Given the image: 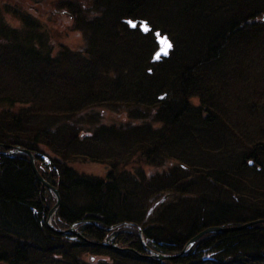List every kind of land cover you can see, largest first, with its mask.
<instances>
[{"label": "trees", "instance_id": "obj_1", "mask_svg": "<svg viewBox=\"0 0 264 264\" xmlns=\"http://www.w3.org/2000/svg\"><path fill=\"white\" fill-rule=\"evenodd\" d=\"M48 4L66 31L0 7V150L34 154L54 226L80 236L47 227L28 155L0 154V264H264V0ZM154 31L172 44L158 61ZM213 226L238 229L151 256Z\"/></svg>", "mask_w": 264, "mask_h": 264}, {"label": "rangeland", "instance_id": "obj_2", "mask_svg": "<svg viewBox=\"0 0 264 264\" xmlns=\"http://www.w3.org/2000/svg\"><path fill=\"white\" fill-rule=\"evenodd\" d=\"M9 1V0H0V7H3V2ZM21 2L24 6H26L31 12L39 14L43 23L49 24L58 30H62L63 32L66 31L67 25L69 23V20L65 14H63L60 10H53L49 4L48 1H55V0H15ZM6 18L12 21L13 23H17L16 20L13 18H10L8 15H6ZM62 32L61 41H63L65 44H78L81 42V36L77 32L69 33L67 36L66 41L65 35ZM101 110V109H100ZM122 117H124L123 113H116L112 111H104L103 112V120L105 122H117L120 123L122 121ZM37 165V163L35 162ZM41 167V166H40ZM79 170L83 171H98L100 169V166H91L87 168V164L85 163H78L76 166ZM39 168V167H38ZM42 172V169L40 170Z\"/></svg>", "mask_w": 264, "mask_h": 264}, {"label": "water", "instance_id": "obj_3", "mask_svg": "<svg viewBox=\"0 0 264 264\" xmlns=\"http://www.w3.org/2000/svg\"><path fill=\"white\" fill-rule=\"evenodd\" d=\"M128 23L131 25V26H134L135 25V22L133 21H128ZM158 44H159V49L157 50V52L155 53V57H157V54L159 53L160 55L162 56H165L163 54V52L161 51L162 49V44H161V41L163 40L162 37H159L158 39ZM22 149L17 147V146H13V147H10L8 150L6 151H1L0 150V154H13V153H17V152H21ZM29 156V162H30V165L32 167V170L36 176V178L39 180V181H43V177L40 175V173L38 172L36 166H35V161H36V158L35 156L32 154V153H29L28 154ZM41 157L44 159V162L45 163H49V159L47 156H45L44 154L41 155ZM51 191L55 193L56 195V198H57V201H58V191L55 187H51ZM57 206H58V202H57ZM54 213V210H51L50 211V215ZM52 231H54L55 233H58V234H75V235H79L80 236V233L77 232L73 226H71L69 229H66V230H62V229H51ZM224 229L221 228L220 226L217 227V226H213V227H209L208 229H206L205 231H223ZM141 232V230H139ZM205 231H202V232H199L192 240H190V242H193L196 238L200 237L202 234L205 233ZM101 244H104L106 246H109L111 248H118L115 244H111V243H106V242H102ZM184 251H182L180 254H182ZM178 254V255H180ZM151 256L153 257H156L158 260H161V259H164V258H171L172 255H169V254H166V255H162V254H155V253H151Z\"/></svg>", "mask_w": 264, "mask_h": 264}, {"label": "bare ground", "instance_id": "obj_4", "mask_svg": "<svg viewBox=\"0 0 264 264\" xmlns=\"http://www.w3.org/2000/svg\"><path fill=\"white\" fill-rule=\"evenodd\" d=\"M161 96H163V95H161ZM20 148V147H19ZM22 149V148H21ZM17 153H19V154H25V155H28L29 153H31L30 151H28V150H26V149H22V151L21 152H17ZM3 155H7V154H3ZM34 155V154H33ZM29 157V156H28ZM35 166H36V164H35ZM41 184H43V186H44V188H45V190H48V191H50V192H52L51 190V187H53V186H51L47 181H45V179L43 178V181H39ZM53 193V195H54V197H55V199H56V203L54 204V206L52 207V209L51 210H54V213L53 214H51L50 215V212H49V214H48V218H47V227L49 228V229H57L55 226H54V224H53V217H54V215H55V213H56V211H57V209H58V207H59V195H58V201H57V198H56V195H55V193L54 192H52ZM58 193V192H57ZM57 202H58V206H57ZM50 210V211H51ZM262 222V221H264V219H260V220H256V221H252V223H254V222ZM250 224V223H249ZM248 223L247 224H243L242 225V227H245V226H247V225H249ZM73 227H75V224L73 225ZM219 227V226H218ZM221 228H223L224 230L223 231H205V230H203V231H205V233H208V232H224V231H228V230H231V229H234V228H236V227H234V226H230V227H223V226H220ZM69 229V228H68ZM75 229V228H74ZM208 229V228H207ZM236 229H238V228H236ZM139 230H141V232L139 231ZM138 232H139V234H140V236H141V239L143 240V238H142V229L141 228H138ZM204 233V234H205ZM194 238V237H193ZM192 238V239H193ZM199 238V237H198ZM198 238H196L193 242H190V240H189V242L186 244V246H185V248L182 250V251H184L182 254H180V255H172V257L171 258H164L165 260H168V259H173V258H176V257H179V256H183V255H185V253H186V251L187 250H189L191 247H192V245L194 244V242L198 239ZM191 239V240H192ZM104 242H106V243H108L109 241L108 240H105ZM94 244V243H93ZM96 244H98V243H96ZM151 253H155V254H160V253H156V252H154V251H151ZM162 255H166V254H162Z\"/></svg>", "mask_w": 264, "mask_h": 264}, {"label": "snow or ice", "instance_id": "obj_5", "mask_svg": "<svg viewBox=\"0 0 264 264\" xmlns=\"http://www.w3.org/2000/svg\"><path fill=\"white\" fill-rule=\"evenodd\" d=\"M144 30L147 31L148 28L146 25L143 26ZM159 35V34H157ZM161 44H162V49L161 51L163 52L164 55H167L168 54V50L172 48V44L168 41V39L165 37L163 38V40L161 41ZM157 59L160 58V54L158 53L157 54Z\"/></svg>", "mask_w": 264, "mask_h": 264}]
</instances>
